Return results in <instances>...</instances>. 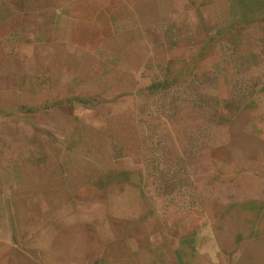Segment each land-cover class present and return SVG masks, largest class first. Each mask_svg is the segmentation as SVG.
I'll return each instance as SVG.
<instances>
[{"label": "rangeland", "instance_id": "374dc122", "mask_svg": "<svg viewBox=\"0 0 264 264\" xmlns=\"http://www.w3.org/2000/svg\"><path fill=\"white\" fill-rule=\"evenodd\" d=\"M65 4L0 0V263L264 264V0L120 3L92 12L89 45L39 43L67 22ZM117 36L120 45L107 44ZM119 46V81L131 91L116 112L101 99L84 106L99 122L82 140L97 164L74 171L65 155L52 180L48 141L20 123L31 113H10L11 81L40 94L69 85L73 76L50 75L60 52L83 47L104 68ZM53 187L48 212L16 203L42 202ZM75 213L76 235H47L72 242L47 251L44 232L66 231Z\"/></svg>", "mask_w": 264, "mask_h": 264}, {"label": "crops", "instance_id": "0c3cea01", "mask_svg": "<svg viewBox=\"0 0 264 264\" xmlns=\"http://www.w3.org/2000/svg\"><path fill=\"white\" fill-rule=\"evenodd\" d=\"M144 1L145 0H66L63 10L68 13V15L66 14L67 22L58 27L46 29L39 43H44L50 38V42L55 44L64 41V43H73L78 46L89 45L96 40L93 33L99 29V27L95 25L96 23L92 21V12L99 10L116 11L119 10V8H109L108 6H119L120 3L130 4V2L141 5ZM121 9L128 8L124 5L120 7V10ZM138 9L139 8L134 10ZM130 10L132 9L130 8ZM106 27L109 26L106 25ZM84 31H88V34L85 35ZM122 38V36H117L116 39L113 38L108 40L107 44L112 45V43H114L116 46L120 45ZM58 39L60 42H58ZM115 48L121 50L115 53H111L110 51L108 58H106L118 61L112 65L108 63L105 64L104 68L110 70L100 68L101 66L97 63L94 53L83 51V47H79L75 51L60 52L58 57H56L58 63L53 65V71L52 73L49 71V73L50 75L53 74L55 77L57 75L59 78H62L64 75H68L69 78L73 76L71 78L72 83L69 85L56 83V85L41 86V88H43L41 94L35 90V87H24V89L18 81L16 83H12L11 81V88L9 91L11 92L10 97L13 98L10 99L9 106L13 107L14 105V107L10 109V113L13 116H17L13 109L19 112L18 110L22 106H25L29 110V113H31L25 123L23 120L20 121L19 119V121L22 125L26 124L29 139L48 141L46 144L43 142V153L48 157V176L51 179L53 178L52 172H63L64 168L62 166L66 162L65 155L70 163L69 166H75L74 171L80 170L84 163L86 165L92 163H94V165L97 164V160L93 157L94 155L97 157V150H95L97 148L95 147L94 149L91 145L87 152L84 151L82 140L87 139L91 141V139L96 138V134L98 133L97 124L99 122L97 119L90 116L92 112L87 110L84 106H90V104L94 102L98 103L101 99V103L109 102L106 104L108 108L116 112L114 109L120 107L118 103L125 101L124 97L121 98L120 96L127 91H131L128 84L124 85L123 82L119 81L120 73H124L123 67L120 65L119 61L125 60L127 56L125 52L122 51L123 48H121V46ZM44 52L46 53V51ZM45 53L42 55V60L46 65L47 61H50V58L46 57ZM47 58L49 60H47ZM37 59L40 58L38 57ZM54 60L55 59L52 60V63H54ZM55 69L57 70L56 72ZM116 70L118 72H116ZM113 71L116 75H113ZM12 73L13 76L18 77L19 75L17 70ZM100 76L103 78H100ZM101 79L104 80V82L100 84ZM15 105L17 106L15 107ZM17 138H19V136ZM65 140H67V142ZM52 180H57V178L54 177ZM58 180L60 182L58 187H61L62 174L58 177ZM42 202L34 200V198H26L16 203L21 205L26 204V210L34 214L41 209V205L43 204V213L48 212L51 204L58 203L54 187L53 195L47 194L46 191ZM30 204H32V207H30ZM80 216L81 215L75 213V217L72 221L75 222V224L70 227L66 226V231L64 232L61 229L52 232L49 231L48 227V231L44 232V243L47 251H53L52 247L55 251L65 250V246L69 245L68 240L72 242L70 239H67L66 242L64 240L65 244L58 242L51 245V242H48L47 235L53 236V239L56 237V239H58L59 236L62 235H76V231L80 228L77 226L78 222L81 221ZM7 248H9L10 252L12 251L11 247L7 246Z\"/></svg>", "mask_w": 264, "mask_h": 264}, {"label": "bare ground", "instance_id": "6f19581e", "mask_svg": "<svg viewBox=\"0 0 264 264\" xmlns=\"http://www.w3.org/2000/svg\"><path fill=\"white\" fill-rule=\"evenodd\" d=\"M53 1V0H52ZM56 2V1H55ZM58 2V1H57ZM61 3V2H60ZM55 4V3H54ZM50 5V4H49ZM57 5H58V3H57ZM57 7V6H56ZM54 8V7H53ZM67 15H68V13H67ZM95 17V16H94ZM100 17V16H99ZM69 18V17H68ZM17 174V173H16ZM110 202V201H109ZM127 207V206H126ZM239 236V235H238ZM43 240H44V242H45V238H43Z\"/></svg>", "mask_w": 264, "mask_h": 264}]
</instances>
